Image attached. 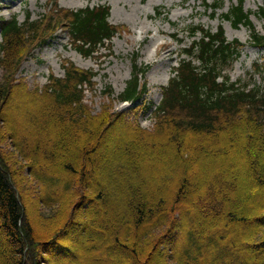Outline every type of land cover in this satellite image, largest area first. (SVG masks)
Masks as SVG:
<instances>
[{
  "label": "trees",
  "instance_id": "1",
  "mask_svg": "<svg viewBox=\"0 0 264 264\" xmlns=\"http://www.w3.org/2000/svg\"><path fill=\"white\" fill-rule=\"evenodd\" d=\"M261 14L264 16V9ZM106 16L105 10L70 15L73 44L85 57L92 56L99 45L114 36L115 29L108 25ZM224 19L234 28L245 26L252 29V42L255 46H264V37L253 30L250 14L244 11L243 1L232 8ZM1 23L3 44L0 47V62L10 63L16 69L22 60L18 58L21 42L26 41L30 33L38 31V26L41 25L31 24L29 20L20 24L16 18ZM204 37L189 52L190 56L199 61L200 66L194 67L191 62L185 61L181 63L177 78L164 90L163 101L156 111L157 118L164 120L163 124L185 121L190 127H197L194 131L200 136H217V132L213 130L222 126L221 120L230 123L247 118L252 125L243 135H236L232 140L235 146L241 144L248 147V165L240 162L244 159L239 155L237 165H234L233 159H228L224 161V166L219 165L222 167L220 170L212 172L214 176L210 177L209 184L206 179L203 187L195 188L196 190L187 177L196 169L186 164V173L182 177L176 174V185L173 184L175 187L169 193H163L162 185L169 182V173H175L176 161L180 159L184 163L182 153H177L175 159L166 158L162 152L157 153L159 145H146L150 141L149 136L145 135L146 130H142L139 125L130 127L128 135L120 133L123 140L131 141L138 149L128 152L123 149L126 154L118 149L109 155V160L115 158L124 176H116L117 181L113 182V190L109 194L103 185L95 182L94 160L103 158L101 151L107 149L112 123L109 124L104 116L92 117L85 105L84 86L92 84L95 76L93 73L68 65L65 77L51 79L41 93L26 89L22 92V89L10 88L8 83L0 81V153L2 143L9 141L11 147L19 153L20 159L30 164V176L33 175L36 182L40 183L39 194L44 196L39 203L59 202L66 195L74 202L78 197L90 201V204L98 200L104 207L110 206L113 210H118L121 218L117 227L109 234L107 245L110 250L114 247L118 254L128 256L133 264H147L158 255L162 256V264H214L213 254L219 255L221 264L226 263L227 259L233 264H249L241 261L238 251L235 255L232 254L234 257L229 254L233 248L229 247L231 243L225 234L235 227L248 230L243 231L241 241H255L254 253L262 260L258 263L253 260L251 264H264V256L260 254L264 248V238L258 240L264 234V68H255L262 78L258 85L246 82L243 84L241 81L233 83L223 73L238 56L241 45L238 42L227 43L222 30L217 35L204 33ZM133 72L134 80L120 96L121 101L135 102L146 90V86H141L138 79L139 74H145L146 68L134 65ZM219 78L224 79L222 83ZM23 93L30 94V106L36 103L43 105L41 111L48 114L51 126L59 130L58 139L54 138L45 144V141L31 138L33 141L29 142L31 139L27 136L26 129L22 131L25 134H22L14 122L7 124L5 109L21 100ZM13 110L14 108H10L9 112L12 113ZM110 115V112H106L108 118ZM42 120L39 116H30L29 120L39 133L34 136L39 139L43 135L36 127L42 124ZM104 121L108 123L105 124ZM32 132L35 134L33 130ZM21 134L24 137L19 139ZM143 140L146 144L142 143ZM209 142L204 148V159L197 167L201 174L210 171L208 164L214 160L210 153L217 144ZM65 151H70L72 155L59 158L58 153ZM191 151L197 153L202 150L197 147L190 149V153ZM218 153L220 151L215 155ZM123 156L127 159L123 160ZM139 157H149L150 160L143 162ZM42 158L54 160L55 167L49 172V177L37 171L40 170ZM162 160L165 169L161 173L168 174L156 177L155 180L145 177L147 183L154 185L152 190L147 189L150 188L147 183L136 181L138 174L134 171H154L158 174L162 170ZM17 167L18 164L12 159L1 158L0 154V264H31L30 257L37 249L40 239L29 211L25 209L23 189L17 186L14 179L21 176L19 170L22 171V167L19 170ZM224 167L226 171L223 173ZM239 178H247L249 183L242 185ZM89 181L94 184H89ZM155 185L161 186L160 189ZM237 190H240L238 193H243L240 201L253 208V216L240 210L244 208L239 205H234L232 196ZM88 192L90 195L86 196ZM92 194L95 195L93 201ZM152 198L156 199L150 202ZM70 200L65 205L66 212L70 208ZM184 207L195 213L193 221L197 220L196 230L181 223ZM97 213L99 214L98 211ZM187 216L191 218L192 212ZM208 231L212 235L221 234L213 239L207 237ZM166 242H169L170 251L163 257L162 246ZM247 247L249 246H245ZM48 255L54 256L51 251ZM33 259L36 260V257Z\"/></svg>",
  "mask_w": 264,
  "mask_h": 264
},
{
  "label": "rangeland",
  "instance_id": "2",
  "mask_svg": "<svg viewBox=\"0 0 264 264\" xmlns=\"http://www.w3.org/2000/svg\"><path fill=\"white\" fill-rule=\"evenodd\" d=\"M240 1H243L245 11L251 14V21L257 32L264 35V17L261 15V10L264 9V0H0V47L3 44L1 22L12 21L16 18L20 24H24L28 17L32 21H39L47 16H63V13H58L54 8L55 5L59 9L75 11L106 4L111 8L110 23L119 27L118 35L110 44L100 47L91 58H85L71 46L70 33L65 25H61L62 20L60 23L43 20L39 23L41 26H38L39 30L35 32L36 35L30 33L28 38L26 37L27 40L21 42L18 58L22 60L19 67L15 69L14 65L10 63L0 62V81L8 83L10 88L22 89V92L26 89L41 93L48 84L50 77H64L65 65L73 64L80 70L93 71L97 77L91 86L84 87L85 105L92 117L101 116L103 118L104 116L109 120H107L109 124L112 123L110 126L112 134L108 137L107 149L101 151L103 158L94 160L95 182L103 185L108 194L113 190V182L117 181L116 176L122 177L124 174L121 173L122 169L114 160L115 158L109 160V155L118 149L121 150V153L124 151L123 154H126L125 150L128 152L138 149V146L132 145L131 141L123 140L120 133L129 134L130 127L140 125L146 129L145 135L149 136L148 140H150L148 144L143 140V144L159 145L156 152H162L166 158L170 159L171 157L175 159L177 153H182L181 158L184 163L180 159L176 161L175 173H169V182L166 181L162 185L163 193L167 194L171 188L175 187L173 184L176 185V174L182 177L187 170L186 164L189 167L194 166L193 168L196 169L194 170L195 173L191 171V177L187 175L194 190H196L195 188L203 187L206 179L209 184L210 177L214 176L212 172L220 170L222 168L220 166H224V161L228 159H233L234 165H237L239 164V155L244 159L240 162L248 165V147L241 144L235 146L232 140L236 135H243L245 131H248L252 123L249 124L247 118L230 123L221 120L222 126L213 130L217 132V136H200L195 134L197 127H190L185 121L163 124L162 121L164 120L160 121V119L155 118L154 111L162 100L163 88L174 77V70L178 67L184 51L191 45L192 39L189 38L187 30L192 27L201 26L216 32L218 27L223 24L228 41L238 40L244 45L231 66L224 72L234 82L242 81L251 85H258L262 82V78L255 71V68H264V48H256L250 44L251 31L248 28L243 26L234 28L230 23L222 20V16L238 6ZM214 3H221V8L216 10L213 17L212 10L205 9L204 4ZM157 8H161L162 13H164L161 18L157 16ZM174 36L183 41V44L177 43L173 39ZM162 44L164 47L159 48ZM135 56L137 57L136 64L139 67H149L146 76L141 78V83L147 84V92L137 103L122 104L119 97L126 90L127 84L134 80L133 59ZM29 95L28 93L21 94V100L8 106L7 110L5 109L7 124L10 125L14 122L20 133L26 129L30 139L45 141V144L54 138L58 139L59 130L51 126L48 114L43 112L44 110L41 111L43 105L36 103L30 106ZM10 108H14L12 113L9 112ZM106 112H110L112 115L108 118ZM30 116H39L41 120L43 119L42 124L36 127L43 135L41 139L34 136L39 135V133L34 130V125L29 121ZM108 122L104 121L105 124ZM22 134L19 135V139L24 137ZM209 141L217 144L210 153L214 160L208 164L210 171L201 174L197 167L204 159V148L210 144ZM197 147L202 151L197 153L191 151L190 153V149ZM1 149V158L12 159L19 166L17 170L22 167V171L19 170L21 176H16L14 179L17 186L23 189L22 198L25 209L29 211L35 232L40 238L37 249L30 257L31 264H133L132 259L128 256L118 254L114 247L115 251L110 250V246L107 245L109 234L114 231L121 218L118 210H113L110 206L104 207L98 200L90 204V201L78 197L75 198L74 202L66 195L60 198L59 202L39 203V200L44 196L42 193L39 194L40 183L36 182L33 175L30 176L28 170L30 164L20 159L19 153L11 147L9 141L2 143ZM219 151L220 153L215 155ZM71 155L70 151L58 153L59 158H68ZM162 158L165 159L164 156ZM124 159L127 157L123 156ZM139 159L142 161L150 160L149 157H145V159L139 157ZM40 163V170L37 169V171L49 177V172L55 167L54 160L42 158ZM160 165L162 170L158 174L154 171H134L138 174L136 181L147 183L146 176L148 179L153 178L154 180L165 177L168 173H165V176L161 173L165 169L163 160ZM225 171L224 167L223 173ZM239 179L242 185L249 183L247 178ZM88 183L94 184L92 181ZM150 183H147L150 187L147 188L148 190H152L154 187ZM155 186L157 189L161 187ZM239 191H235L232 196L234 205H239L244 208L240 210L253 216V208H249L244 201H240L243 193L240 194ZM87 195L90 193L88 192ZM91 196L93 201L95 195L92 194ZM155 199H150V202ZM69 200L70 208L66 212L65 205ZM96 211L99 214H96ZM182 211L184 217L181 223L195 229L197 224V220L193 221L195 213L188 207L182 208ZM190 211L192 216L188 218L187 215L190 214ZM210 222L215 224L213 221ZM243 231L248 230H240L235 227L225 234L231 243L229 247L233 248L229 254L235 255V252L238 251L242 262L251 264L254 260L258 263L262 259L254 253L255 241H241ZM220 234L212 235L209 232L207 237L217 239ZM263 238L264 234L259 236L258 240ZM247 245L249 247L245 248ZM169 247V242L162 246L163 257L170 251L168 250ZM241 247L244 248L241 250ZM50 251L54 256L48 255ZM260 254L264 256V248ZM33 257H36V260ZM232 257L234 256L232 255ZM212 259L215 260L214 264H221L219 255L213 254ZM147 264H162V256L158 255L156 259L148 261ZM224 264L233 263L227 259Z\"/></svg>",
  "mask_w": 264,
  "mask_h": 264
},
{
  "label": "bare ground",
  "instance_id": "3",
  "mask_svg": "<svg viewBox=\"0 0 264 264\" xmlns=\"http://www.w3.org/2000/svg\"><path fill=\"white\" fill-rule=\"evenodd\" d=\"M9 7H11V6H9ZM141 25H143V24H141ZM162 47H164V45H163V44L159 46V48H162Z\"/></svg>",
  "mask_w": 264,
  "mask_h": 264
}]
</instances>
